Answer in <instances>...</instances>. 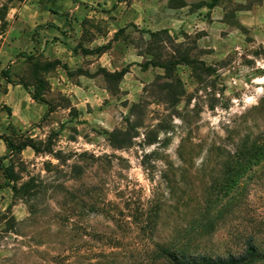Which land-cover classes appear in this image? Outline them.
<instances>
[{"label": "rangeland", "instance_id": "rangeland-1", "mask_svg": "<svg viewBox=\"0 0 264 264\" xmlns=\"http://www.w3.org/2000/svg\"><path fill=\"white\" fill-rule=\"evenodd\" d=\"M73 1L0 0V134L16 143L23 135L31 136L53 153L70 157L68 165L77 160L86 172L76 186L90 182L100 196L103 184L108 188L104 187L108 201L120 204V197L125 195L146 203L154 192L162 194V209L170 216L164 220L166 228L192 225L189 212H195L191 210L197 208V198L190 189L199 191L197 186L220 168L213 162L204 163L205 150L214 141L231 147L227 129L234 122L238 132L245 131L246 120L240 116L264 93V71H260L264 67V0H218L215 6L223 26L195 28L190 24L185 30L176 24L166 28L168 33L150 39L146 30L152 29L139 24L129 26L114 41L113 31L121 21L128 23L132 17V3H138L141 11L145 0ZM211 1L197 0L188 9H201L209 22L208 13L214 7H209ZM182 2L167 0L165 4L178 14ZM160 8L152 3L146 16L156 18ZM239 10L249 11L242 17L245 24L238 18ZM157 30L161 29L152 31ZM109 42L99 62L108 71L136 62L120 81L106 78L97 70L99 64H92L95 55L85 57L80 53L83 48L94 49ZM76 48L78 54L73 52ZM59 52L70 63L69 75L61 68L60 59L59 65L45 67ZM148 52L162 54V62L169 68L150 65L142 70L140 65L150 59ZM181 54L203 61L207 68L198 63L170 65ZM5 70L11 82L3 76ZM40 79L44 80L42 85ZM20 81L31 90L39 89L50 105L48 109L46 104L48 111H41L25 88L17 84ZM7 107L12 112L10 120ZM9 121L13 123L11 128L7 127ZM181 137L198 145L191 152L192 158L183 163L177 157ZM27 151L12 153L0 139V157L4 156L3 164L13 171L16 185L33 175L62 182L71 174L63 165L58 168L62 172H56L54 167L59 162L51 153ZM84 152L85 156L80 155ZM255 172L261 173V179H255L257 184L251 185L247 198L246 190H241L239 204L203 239V250L240 251L242 238L233 239L226 233H245L246 225L254 219L257 227L264 229V166L256 167ZM164 173L168 174L166 181H174L173 195H169ZM5 181L0 171L1 185ZM240 183L246 185V174ZM184 191L188 195L186 205L179 201ZM225 204L223 199L213 204V213L216 209L224 213ZM102 205L99 208L107 207ZM109 207L112 209L113 203ZM178 212L181 216L176 219ZM27 216L21 199L14 198L9 187H0V264L17 247L16 241L21 238L14 230ZM38 249L45 250L46 246ZM39 263L37 256H23L15 264Z\"/></svg>", "mask_w": 264, "mask_h": 264}, {"label": "trees", "instance_id": "trees-1", "mask_svg": "<svg viewBox=\"0 0 264 264\" xmlns=\"http://www.w3.org/2000/svg\"><path fill=\"white\" fill-rule=\"evenodd\" d=\"M217 1L212 0L209 7L215 6ZM121 32H124V29L120 28L115 32L112 40ZM146 32L152 39L160 33H168V29ZM110 44L109 42L94 49H83V52L100 53ZM148 55L150 59L140 65L142 69L145 70L150 65L169 68L162 62V54L148 52ZM179 63H198L207 68L203 61L190 58L188 54L173 58L170 65ZM59 64L60 61L53 60L46 63L45 67L49 69ZM62 66L66 68L65 65ZM99 70L106 78L120 80L128 68L122 67L113 72L104 68ZM260 71H264V67ZM2 73L8 82H11L8 71ZM43 82L44 80L40 79L41 85ZM17 84L22 85L35 102L47 104L48 109L50 108L39 89L31 90L22 81ZM6 112L10 120L11 108L7 107ZM240 117L246 120V130L240 133L239 126L232 123L230 129H227L230 133L228 138L232 141L231 147H226L228 143L219 142L217 145L214 141L204 152V163L213 162L220 168L214 172L215 177L211 176L197 186L199 191L190 189L197 198V208L191 210L195 212H189L188 220H192L193 224H176L167 228L164 220L170 216L162 209V194L156 195L154 192L146 203L140 199L134 201L131 196L125 195L120 197V204L108 201L103 184L99 188L102 191L100 196L95 194L97 187L90 182L80 184V188L76 186L86 172L84 165L79 164L77 160L68 165L70 157L53 153L48 145L43 146L31 136L23 135L22 141L16 143L8 135L0 134V139L10 152L21 154L24 148L29 147L37 154L51 153L59 162V166L54 167L56 172L61 173L62 170L58 168L63 165L68 166L71 173L62 182L56 178L44 179L33 175L18 186L13 171L3 164L4 156L0 157V171L6 179L5 183H0V187H9L13 197L21 199L28 210V216L19 222V227L14 230V234L21 239L16 241L17 247L4 259L3 264H15L18 257L23 256H37L41 259L39 264H263L264 229L257 227L256 219L251 225H246L245 233H226L233 239L242 238L240 251L226 249L223 253H211L202 249L203 239L216 230L215 224L223 222L230 211L239 204L241 190H246L247 198L251 185L257 184L255 179L262 177L261 173L255 172V168L264 166V93L256 104L246 107ZM7 127H13V123L9 121ZM122 134H126V131ZM47 141L49 144L50 136ZM187 145L190 147L187 148ZM127 146L120 145L119 148ZM196 146L198 145L189 139L181 137L177 149L179 161L183 163L192 158L191 152ZM86 154L80 153L82 156ZM91 157L95 158L94 155ZM50 170L47 167V171ZM244 174L246 185L242 186L240 178ZM167 175H163L165 181ZM166 182V187L172 193L169 195H173L174 181L168 179ZM105 189L108 190L106 187ZM186 191L181 198L177 197L184 205ZM221 199L226 201L224 213L221 214L217 209L213 213V204ZM112 203L114 207L110 209L109 205ZM102 204H107V207L99 208ZM180 216L181 212H178L176 219ZM211 217L213 221L208 219ZM203 220H207L208 224L204 226ZM41 246H46V249L39 250L38 247Z\"/></svg>", "mask_w": 264, "mask_h": 264}, {"label": "crops", "instance_id": "crops-1", "mask_svg": "<svg viewBox=\"0 0 264 264\" xmlns=\"http://www.w3.org/2000/svg\"><path fill=\"white\" fill-rule=\"evenodd\" d=\"M196 1L197 0H183L180 8L178 9V10H180V11H178V14L175 13V9L170 8V6L165 4L167 2V0H145L146 4L143 5V9L141 11L139 10L138 3L133 2L132 6L134 7V10H133L134 12L132 14L131 19H129L128 23H126V21L125 22L121 21V23L119 24V28L117 30L115 29L113 31L112 39L114 38L115 32H117L120 28H122V29H124V31H126L129 26H134V25L139 26V24L145 25L147 28L152 29V30L166 29V28L176 26V24L181 28H185V30H188L186 28V26L190 25V24H193L195 28L197 26H198V28H205L206 26H209V27L223 26V22L218 21V19H219L218 11H217L218 6H214L209 11V13H208L210 16L209 22L207 21V19H208L207 16L205 17L206 13H204V12L201 13V9H196V10L188 9L191 6L192 2H196ZM154 2L156 5L162 7V8H160V15H158L156 18H154V16H152V17L146 16V15L150 14L149 7L152 6V3L154 4ZM73 3H75V0L73 1ZM145 8H146L147 13H144ZM247 12H249V11L239 10L237 13L238 18L242 22V24H245L242 17H244L245 14H246V16H248ZM246 25H248V21H246ZM50 26L53 27L55 25H50ZM112 41H114V40H112ZM83 49L80 50V53L85 55V57H87L88 55H95V57H94L95 59H94V62L92 64H95V63L99 64L100 67L97 70H99L100 68H104L108 71V69L106 67H104L105 66L104 64L99 63L102 55L106 52V49L100 53H95V54L84 53ZM89 49H92V48H89ZM60 52L57 55H55L53 58H55L56 60L60 59L61 61H63L60 66L64 70L65 75H69L70 71L72 70L70 68V63H68V61L66 59H64L65 57H60L61 55H63ZM73 52L77 53V54L79 53V52H77V48ZM212 52H213V50H212ZM215 52H222V50L219 51V49H216ZM123 55H126V52ZM133 60H136V59H133ZM62 65H65L66 68H64ZM134 65H136L135 61H130L126 64H123L122 67L128 68V71L125 74L129 73L132 70V66H134ZM121 68L115 69V70L113 69V71L120 70ZM142 70H144V69H142ZM113 71H110V72H113ZM78 75L79 76L82 75V72L79 71ZM124 75L122 76V78L124 77ZM36 103H38V102H36ZM38 105L40 106L41 111H43V112H45L46 110L48 111L46 104L38 103ZM28 149H31V148H29V147L24 148L22 150V153L28 152L27 151ZM11 210H12V208H11ZM12 213H13V211H12Z\"/></svg>", "mask_w": 264, "mask_h": 264}]
</instances>
